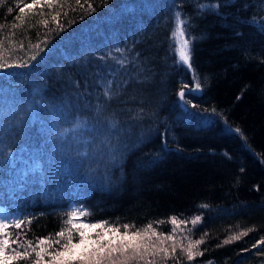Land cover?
I'll list each match as a JSON object with an SVG mask.
<instances>
[{"label":"trees","instance_id":"1","mask_svg":"<svg viewBox=\"0 0 264 264\" xmlns=\"http://www.w3.org/2000/svg\"><path fill=\"white\" fill-rule=\"evenodd\" d=\"M25 3H0V53L9 63L38 57L0 74L3 145L13 151L0 160V215L25 219L10 230L46 237L81 206L85 222H152L163 233L176 216L177 243L202 239L204 254L189 262L178 249L167 264H264V245L252 248L264 237V0H56L20 14ZM177 10L190 19L191 69L171 47ZM197 80L202 89L179 103L181 83ZM17 104L26 127L9 132ZM77 120L76 141L58 135Z\"/></svg>","mask_w":264,"mask_h":264},{"label":"snow or ice","instance_id":"2","mask_svg":"<svg viewBox=\"0 0 264 264\" xmlns=\"http://www.w3.org/2000/svg\"><path fill=\"white\" fill-rule=\"evenodd\" d=\"M3 0H0L2 3ZM56 0H31V3H25L18 7V12L24 14L26 9L31 11L37 5H46L52 8ZM81 0H76L80 4ZM89 9H93L92 5H88ZM220 3H201L197 5L198 11L203 12L205 9L219 10ZM12 8L8 9L11 13ZM61 13L57 12L51 16L53 21H57V30H63L64 25L59 23L58 17ZM17 19H20L18 16ZM43 23L47 25L48 21ZM173 30L171 31V47L174 49V55L178 53V63L181 66H186L188 69L192 68L191 64V38H186L187 27L190 25V19L186 17L182 11L177 10L173 13ZM264 28V24L261 25ZM178 38V39H177ZM42 40L41 43H45ZM23 48V44L21 45ZM32 48L40 50V44L31 45ZM118 51H121L118 49ZM38 59L37 55L33 53L26 59H21L19 62L13 61L9 63L0 53V74L12 73L13 70H26L30 66H34V62ZM202 85L197 80L193 87L181 83L177 92L178 102L182 105H188L190 102L186 100V96L199 92ZM113 91L111 82L109 81L103 88L102 96L106 100L112 98ZM5 103V102H4ZM3 103V105H4ZM102 104L97 105V113L103 109ZM196 107V105H191ZM17 111L19 115L15 116L10 122L7 131L11 132L13 129L23 130L26 127L24 122V111L19 108L17 104ZM205 111H208L207 109ZM215 114V109L211 110ZM4 107L0 110V152L3 156L0 160H7L13 156L12 149H5L3 145V136L5 133ZM207 118V117H205ZM80 126L79 121L73 123L70 128H63L58 135L61 138H67L71 133L72 139L77 140L75 133ZM42 131L48 133L51 127L42 128ZM235 133H241L240 128L233 129ZM246 139V138H245ZM166 146V144H165ZM87 155V153H82ZM243 171V169H241ZM91 212L81 207H73L71 210L64 213L62 227L54 234H49L46 237H36L34 240L26 239V232L16 231L15 233L10 229L21 230L25 219L19 216H12L11 218L5 214L0 215V264H167L169 259L177 260V251L186 254L189 262L196 257L202 256L203 251L198 250L199 246L204 243L202 239L191 240L190 237H181V242L177 243L175 235L177 231L178 219L176 216L170 218L171 230L168 233L158 232L152 222L136 228L134 224L124 223L120 224L117 221L99 220L96 222H85ZM80 218H84L81 220ZM202 217L196 215L191 219L190 223L195 227L201 222ZM27 222L30 224L31 219ZM163 223L162 221L157 224ZM180 224L186 225L187 220L179 221ZM123 229V231L121 230ZM247 235L246 231L233 235L225 239L222 243L228 244L234 240H240L242 236ZM183 240H187L185 245ZM168 242H171L170 245ZM264 245V237L252 245V248H259ZM242 251H249L243 249ZM257 255H264V253L257 252ZM208 264H212L211 261Z\"/></svg>","mask_w":264,"mask_h":264},{"label":"rangeland","instance_id":"3","mask_svg":"<svg viewBox=\"0 0 264 264\" xmlns=\"http://www.w3.org/2000/svg\"><path fill=\"white\" fill-rule=\"evenodd\" d=\"M178 39V38H177ZM16 74H19V72H16Z\"/></svg>","mask_w":264,"mask_h":264}]
</instances>
